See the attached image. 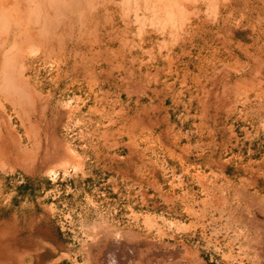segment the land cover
Segmentation results:
<instances>
[{"label": "rangeland", "instance_id": "1", "mask_svg": "<svg viewBox=\"0 0 264 264\" xmlns=\"http://www.w3.org/2000/svg\"><path fill=\"white\" fill-rule=\"evenodd\" d=\"M69 1L47 48L8 41L27 83L7 92L0 70V229L26 264L102 222L157 223L209 264H264V0ZM66 159L78 169L47 171Z\"/></svg>", "mask_w": 264, "mask_h": 264}, {"label": "bare ground", "instance_id": "2", "mask_svg": "<svg viewBox=\"0 0 264 264\" xmlns=\"http://www.w3.org/2000/svg\"><path fill=\"white\" fill-rule=\"evenodd\" d=\"M68 2H70V1L69 0H0V18H2V23L0 24V27L6 28L5 40L1 43V44H3L4 47H6V49H4L3 53L0 51V70H2V72L4 74V77H2V78H4L5 82H2V83L4 84V87L6 89H8L7 92H9V89L14 88L17 85V86H19V88L16 87L17 89H15V90L20 95L21 91H23L22 88L24 87V84L27 83V81H26L27 78L23 77V75H24L23 72L26 70L25 67L23 70L21 69V71H17L18 75L16 76V72H15L16 67L14 66V61L17 59L13 60V57H11V55L9 54L10 51L12 50L13 45L12 44L8 45V41L11 40V41L15 42L17 40V42H18V38H19V41H22L23 43H27V44L32 43V44H36V45L40 43L43 46V49L47 48V46L51 43L52 38H54L53 36L55 35V33H57V29L59 27L63 26L66 22H68V20H67L68 18L66 16V11L68 10V9L66 10V8H68L66 5ZM39 27H40V32L42 31L41 33H43V31H44V33L41 35V37L38 36L40 34L38 29H37V31L39 34H37V31L34 30V29L39 28ZM12 30H14V31H12ZM54 41H55V39H54ZM7 46H8V48H7ZM13 49H14V47H13ZM47 53H48V51H47ZM19 67H20V65H19ZM21 68H22V66H21ZM18 72H20V76H19ZM2 78L0 77L1 80H2ZM2 83L0 85H2ZM1 91L4 92L5 90L3 91V89H2ZM11 91H10V93H11ZM16 91H12L13 92L12 95H15ZM35 94H33V95H35ZM30 95H32V94L30 93ZM16 96H18V95H16ZM11 97L13 98V96H11ZM1 142L3 143L4 141H1V139H0V155L2 156L4 153H6V155H7V153H10V152H8V149L6 148L7 144H4L5 145L4 146V145H2ZM16 146H17V144H16ZM20 152L18 151L19 156H17L18 158L17 159L15 158L16 161L13 160V162L18 164L21 168H23L24 171L25 170L30 171V170L35 169L36 164L34 163V161H32V159H31L32 156L30 155L31 157L29 158L31 160L28 159L29 152H28V156L20 154ZM41 167H43V166H41ZM69 167H71L73 169V171L78 169V165L73 164L72 159H66L65 161H60V162H58V164L52 165L51 167H48L47 171L49 173L54 174L57 170L62 168L64 170V172H67ZM31 173H33V172H31ZM211 197H212V195H211ZM246 201H248V200L246 199ZM217 202H218V200H217ZM217 202H215V203H217ZM262 208H263V206H262ZM202 210H204V209H202ZM246 211H247V209H246ZM209 212H206V213L203 212V213L207 214ZM230 212H232V211H230ZM261 212H263V211H261ZM205 214H201V215L206 216ZM217 214H219V213L217 212ZM227 215H225V216L227 217ZM261 215L264 216V212ZM199 216L197 219H199ZM210 216H212V213ZM225 216H224V218H226ZM256 217H257V215H256ZM220 218H222V217H220ZM261 219H258V220L260 221ZM263 219H264V217H263ZM216 220H217V218H216ZM247 221H249V220H247ZM153 224L154 225H150L147 227V231L146 232L144 231L145 232L144 234L139 233L138 231L134 232L131 230L130 231H122V230L114 228L112 225L108 224L107 222H104V223L102 222L101 224L94 225V226L87 229V233L85 232L86 233L85 239H84L82 245L80 244V247L78 246L79 248H75L72 245H66V243L63 244V242L62 243L56 242L55 243V250H57V249L63 250L64 254L62 256H60L59 258H57L54 264H58L61 260H64V259L69 260L71 262V264H209L201 255V252L199 251V249L189 245V242L186 241L184 238H180L179 240H176L175 236L170 237L167 234H165L164 230L162 231V227L159 224H158L159 226L156 225L157 223L153 222ZM197 224L198 223H196V225ZM259 224H258V226H259ZM255 225H256V223H255ZM179 226L177 225L176 228L179 230L182 229L181 232L184 233V235L181 234L180 237L187 236L186 230L189 227L186 229V228L179 227ZM201 226H203V225H201ZM72 227H75V226H72ZM153 227L157 228V230H156L157 234L156 235H153ZM252 227H253V224H252ZM261 227H263V225H261ZM257 229H258V227H257ZM257 229H254V230H257ZM261 229H263V228H261ZM156 232H154V233H156ZM166 238H167V240H166ZM170 238L173 240L172 242L168 241V239H170ZM77 241H79V239ZM231 242L233 243V241H231ZM231 242H229V243H231ZM260 242H262V241H260ZM79 243H80V241H79ZM257 245H261V244L257 243ZM251 247H250V249H252ZM244 248H246V247H244ZM28 250H26L25 247L23 246V244L20 243V240L17 236L10 237L7 229L6 230H3L2 228L0 229V264H26L27 262H25V258H26L25 256H29L30 259L34 257L33 254L31 256L30 255L31 253H28ZM33 250H36V249H33ZM238 250H239V247H238ZM240 250H241V248H240ZM259 250H260V253L259 252L258 253L261 256H258V257L264 258V247L263 246L260 247ZM252 252H247L246 256H248ZM236 255L238 257L237 253H235L234 256H236ZM80 256H82V260H83L82 263L79 262ZM239 256H241V255H239ZM253 257H255V256H253ZM35 258L37 260L36 264H40V261L42 260V259L40 260V256L39 255L35 256ZM238 258H241V257H238ZM226 259H225V261H226ZM256 260H260V258H258ZM30 262H31V260H30ZM240 262H241V260H240ZM225 264H231V263L226 262ZM238 264H239V261H238ZM240 264H242V262ZM259 264H260V262H259Z\"/></svg>", "mask_w": 264, "mask_h": 264}]
</instances>
